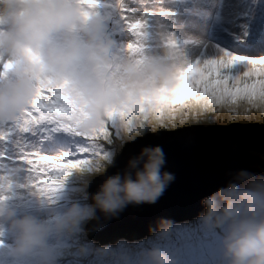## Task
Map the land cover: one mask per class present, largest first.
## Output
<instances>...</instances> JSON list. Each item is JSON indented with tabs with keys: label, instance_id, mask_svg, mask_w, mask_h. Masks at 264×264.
I'll return each mask as SVG.
<instances>
[{
	"label": "clouds",
	"instance_id": "obj_1",
	"mask_svg": "<svg viewBox=\"0 0 264 264\" xmlns=\"http://www.w3.org/2000/svg\"><path fill=\"white\" fill-rule=\"evenodd\" d=\"M145 44L135 55L118 51L100 0H0V66L11 63L0 71V122L29 108L44 85L64 91L84 132L112 112L159 107L177 88L187 54L159 29ZM211 122L208 111L195 105L175 114L140 115L137 130L119 140V151L74 170L77 183L67 199L42 200L18 184L0 188V264H179L174 251L155 243L174 236L166 219L149 229L142 245L101 244L91 237L100 231L101 217L115 218L130 205H153L175 180L165 170L160 145L142 147L110 174L127 144ZM201 205L195 223L216 235V264H264V173L236 171Z\"/></svg>",
	"mask_w": 264,
	"mask_h": 264
},
{
	"label": "snow or ice",
	"instance_id": "obj_2",
	"mask_svg": "<svg viewBox=\"0 0 264 264\" xmlns=\"http://www.w3.org/2000/svg\"><path fill=\"white\" fill-rule=\"evenodd\" d=\"M83 2L97 4L99 0ZM114 6L125 33L142 29L133 32L141 38L136 46L127 43L126 51L132 55L143 52L145 41L155 30H162L165 13L153 0H116ZM219 8L222 16L217 19L223 23L205 45L185 50L187 63L180 70L178 86L159 107L142 105L136 112H112L98 127L84 132L64 91L41 86L29 108L11 122H0V188L18 184L54 202L74 170L105 158L115 150L117 140L137 130L140 115L175 113L178 105H195L205 112L212 105L232 106L241 101L264 105V0H222ZM168 39L178 45L173 36ZM10 67V62L3 65L5 70ZM257 70L259 79L255 78Z\"/></svg>",
	"mask_w": 264,
	"mask_h": 264
},
{
	"label": "water",
	"instance_id": "obj_3",
	"mask_svg": "<svg viewBox=\"0 0 264 264\" xmlns=\"http://www.w3.org/2000/svg\"><path fill=\"white\" fill-rule=\"evenodd\" d=\"M146 145L162 147L165 170L174 174L175 180L155 204L130 205L115 218L101 217L96 222L100 231L93 237L102 244L150 235L149 229L161 219L173 224L198 216L203 211L202 199L240 169L264 173V122L260 121L193 125L147 135L123 148L110 174L122 170ZM99 183L93 184V191Z\"/></svg>",
	"mask_w": 264,
	"mask_h": 264
},
{
	"label": "rangeland",
	"instance_id": "obj_4",
	"mask_svg": "<svg viewBox=\"0 0 264 264\" xmlns=\"http://www.w3.org/2000/svg\"><path fill=\"white\" fill-rule=\"evenodd\" d=\"M242 103H247V102L242 101ZM223 106H227V105H219V104H217V105L210 106V108H209L210 113H208V115L211 117V121H212L211 123H207V124H191V125H188V126H193V125L207 126V125L222 124V123H228V122H234V121H239V122L260 121V122H264V113L261 114V117H257V118H252L250 114H247V115H244V116H240V115H238L236 113H231V116H230L231 119L230 120H228V121H219L220 118L218 116H216V109L218 107H223ZM253 106L255 107V105H253ZM176 107H177L178 110L183 108L182 106H179V105L176 106ZM229 107L232 108V106H229ZM188 126H182V127H179V128L188 127ZM179 128H177V129H179ZM102 143H105L106 147H109L106 144V142L102 141ZM116 151H119V140L116 141L115 150L111 151V152H116ZM80 155H85V154H80ZM62 163H66V162L63 161ZM76 183L77 182L73 178V173H72V175H70L66 179V181L64 183V187L61 189V191L59 192L58 196H63L65 199L70 197L71 194L75 191V184ZM196 217L187 219L185 221H180V222L173 223L172 225H173V228H174V236L171 239H169L168 241H166V242H162V243L161 242H155V243H157L158 246L165 248L166 250H171V251L175 252L178 249L177 248L178 246L176 245V243H178V241H184L185 239H189L190 238L192 240L190 245H194L198 241L204 240L208 235H209V237H211V236L216 237V235L212 234V233H209L207 235L201 236L199 234L200 228H199L198 224L195 223ZM180 233H183V234L180 235ZM192 234H195V235H193V237L192 236L188 237V235H192ZM148 237H149V235H146V236H144V237H142L140 239H134V240L127 239V238H120L116 242L127 241V242H135L137 244H141L142 245L146 241V239ZM91 238L93 240L98 241L99 243H101L98 240L99 238H96V237H93V236ZM216 241H217V237H216ZM110 243H112V242L109 241L107 244H110ZM171 247H174V249H172ZM195 248H196V246L193 247V248H188L187 250H191V249H195ZM181 260H184V257H181Z\"/></svg>",
	"mask_w": 264,
	"mask_h": 264
},
{
	"label": "bare ground",
	"instance_id": "obj_5",
	"mask_svg": "<svg viewBox=\"0 0 264 264\" xmlns=\"http://www.w3.org/2000/svg\"><path fill=\"white\" fill-rule=\"evenodd\" d=\"M185 109V108H182ZM233 110H230V107L227 106H223V107H218L216 109V116H218L220 118L219 121H228L230 120V116L231 113H236L240 116H244L245 113L247 112V114H250L252 118H257V117H261V114L264 113V105H260L259 103H257L255 105V107L253 105H250L248 103H242V101L240 103H238L237 105H232ZM180 110V109H179ZM208 113H210V111L208 110ZM175 114V113H174ZM183 233H180V235H182ZM199 234H201L202 236L207 234L205 232H202L201 230L199 231ZM192 235H188V237L192 236ZM178 238V237H177ZM192 240L189 239H185L184 241H178V243H176V245L178 246L177 252H182V253H176L178 256L181 255H186V254H194L196 252H198L199 250L197 248L195 249H191V250H187L186 247H188L191 244ZM196 246V245H195Z\"/></svg>",
	"mask_w": 264,
	"mask_h": 264
}]
</instances>
